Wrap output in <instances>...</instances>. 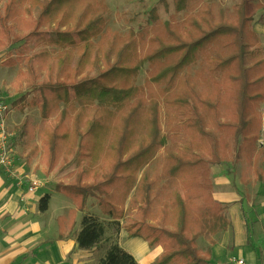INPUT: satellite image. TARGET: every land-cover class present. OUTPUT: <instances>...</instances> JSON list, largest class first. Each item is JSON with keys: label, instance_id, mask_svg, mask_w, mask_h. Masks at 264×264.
Wrapping results in <instances>:
<instances>
[{"label": "trees", "instance_id": "1", "mask_svg": "<svg viewBox=\"0 0 264 264\" xmlns=\"http://www.w3.org/2000/svg\"><path fill=\"white\" fill-rule=\"evenodd\" d=\"M169 3L168 21L153 8L138 31L107 34L106 0H5L0 49L6 41L18 45L17 56L3 64L25 65L15 77L22 93L12 107L33 105L44 121L58 112L55 126L37 134L28 117L14 128L24 148L37 136L49 170L62 152L79 155L81 170L56 192L79 211L95 199L116 233L162 248L156 264H211V247L230 227V205L212 195L211 167L234 155L248 126L245 104L250 87L264 85V50L250 0L230 11L207 0H159L165 10ZM22 16L29 33H16L10 23ZM145 65L147 79L137 86ZM72 102L78 109L71 116ZM41 148L33 145L28 161ZM161 149L162 163L151 169ZM161 192L167 200L155 207ZM48 204L44 196L39 211ZM132 209L136 217L124 222ZM201 238L208 240L204 253ZM111 241L97 218L82 217L77 250L103 252L97 264H137Z\"/></svg>", "mask_w": 264, "mask_h": 264}, {"label": "crops", "instance_id": "2", "mask_svg": "<svg viewBox=\"0 0 264 264\" xmlns=\"http://www.w3.org/2000/svg\"><path fill=\"white\" fill-rule=\"evenodd\" d=\"M12 164L15 178L9 177L17 183L20 180L19 186L6 184L3 176L6 173L0 171V264H97L103 252L96 255L94 250L76 249L75 235L87 206L79 212L70 198L56 192L55 187L45 188V183H39L33 192L24 193L21 183L34 177H22V166ZM219 166L211 167V173ZM215 173L211 174L212 195L214 200L230 205L227 211L230 227L211 247L210 263L236 264L235 261L242 260L243 264H264V181L248 193L241 178H237L238 184L234 180L238 173L229 175L224 170L219 171V176ZM44 196L49 197L48 209L40 212L38 204ZM118 244L137 264H156L163 251L160 246L150 249L143 240L128 238L127 233L119 234Z\"/></svg>", "mask_w": 264, "mask_h": 264}, {"label": "rangeland", "instance_id": "3", "mask_svg": "<svg viewBox=\"0 0 264 264\" xmlns=\"http://www.w3.org/2000/svg\"><path fill=\"white\" fill-rule=\"evenodd\" d=\"M207 2L210 3L215 10L224 9L226 11H230L232 6L237 3L238 0H207ZM106 3L109 9V13L106 16L105 28V33L107 34H126L130 30L138 31V29L143 26L144 21L147 19L146 13L153 8L157 9L159 18L163 22L168 21L171 16H174V10L171 3H169L170 5L168 10H165L164 7L159 4V0H106ZM250 3L252 5L253 11L255 12V18L252 27L253 30L258 34L260 44L264 50V0H250ZM4 4L5 0H0V15L2 14ZM10 23L13 26L14 31L19 34L29 33L32 30L27 29V23L25 22L24 16L18 17L16 20H12ZM17 47L18 45H12L10 41H6V45L0 49V64L4 66L3 62H5L9 56L15 58L18 51ZM20 69H25V65L23 63H20L12 68H7L5 66L0 67V97L5 96L6 98H0V101L5 102L9 109V112L7 113L8 115L5 116L6 118L4 117V133H6L5 142L8 144L9 150L12 154V160L14 163H18L22 166V177H27L30 175L34 177L32 178L34 180L24 179V182L21 183L22 190L24 193H27L28 190L33 187V184L39 185V183H45V188L49 189L56 187L57 184H70L75 177V174L81 170L79 168V155L65 156L62 152L57 159L56 166L52 170H49L45 161H43L45 151H43V148L40 147V141L37 136L34 140L29 142L28 147L25 149L23 143L19 141L18 135H16L14 128L19 126L25 117L30 119L31 124L37 134L44 126L53 128L56 123L55 114L58 113H54L49 120L44 121L41 119L40 113L33 105L23 106V108L19 109L12 107V104L21 96L22 93L21 91L16 90L14 87L15 77ZM147 72V66L145 65L137 78V86H143L145 80L147 79ZM249 92L250 97L245 104V116L248 126L243 136H241L239 139V144L237 150L234 151V155H230L228 159L223 164H221V166L214 168L213 171V173L216 172V176H219V171L222 170H224L225 173H229V175L238 173L239 177L234 176V180L237 181V178H241L240 181L243 182L242 185L246 186L248 193L250 190H254L256 188L255 185H258V183L264 181V85L261 88L256 85L251 86ZM77 109V103L72 102L67 110L72 116L77 111ZM161 126L165 132H167V123L164 119V115L161 119ZM183 133L184 132H181V138H184L185 136V133ZM33 145H37L41 149H39L37 154L34 155L30 161H28V152ZM163 157L164 151L161 149L156 154L154 163L152 166H150L151 169L159 168ZM101 164L104 163L101 162ZM104 166L105 165H100V167ZM253 168H256L255 172L253 171ZM152 174L154 173L152 172ZM253 175L254 177H252ZM3 176L5 183L9 186H12L13 183L15 184V187L19 186V182L17 183L15 180H13V182L8 174ZM211 178L213 179L212 175ZM93 180L94 176L90 175L88 182L92 183ZM162 184L163 182H159L156 188H159ZM240 189H242L241 184ZM133 193L134 191H132L127 200L123 202L122 205L124 208H129L130 198ZM166 200V193L161 192L158 198L159 202H156L155 207H160L161 203ZM86 206L87 208L85 209V212H83L84 210L79 212H83L82 214L84 215L97 218L105 228V236L110 237L112 243H119V234H125L126 232L123 229H118L119 232H115L110 219L103 216L97 208V201L95 199L88 200ZM127 213L128 214L124 222H128L129 220L131 221L136 217L137 214L134 209L129 210ZM221 237L222 236L216 240L220 241ZM197 245L200 252L204 253L208 247V240L206 238H201L197 242ZM95 254L98 255V252ZM100 254L101 252L99 255ZM244 254L245 251H243V255Z\"/></svg>", "mask_w": 264, "mask_h": 264}, {"label": "built area", "instance_id": "4", "mask_svg": "<svg viewBox=\"0 0 264 264\" xmlns=\"http://www.w3.org/2000/svg\"><path fill=\"white\" fill-rule=\"evenodd\" d=\"M9 112V109L5 102L0 101V171L10 175L12 178H15V174L13 171V160L12 154L9 150L8 144L5 142L6 133L4 129V117ZM20 182V180L18 181ZM37 185L33 184V187L29 189L30 192L35 191ZM236 264H243L242 260H237Z\"/></svg>", "mask_w": 264, "mask_h": 264}, {"label": "bare ground", "instance_id": "5", "mask_svg": "<svg viewBox=\"0 0 264 264\" xmlns=\"http://www.w3.org/2000/svg\"><path fill=\"white\" fill-rule=\"evenodd\" d=\"M134 249L137 250V253H139V254H142L143 253V251H138L139 249H137V248H134Z\"/></svg>", "mask_w": 264, "mask_h": 264}]
</instances>
